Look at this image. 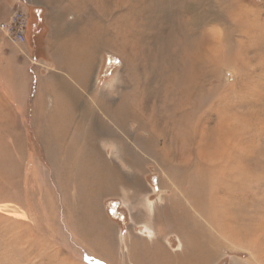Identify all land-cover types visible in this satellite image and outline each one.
I'll use <instances>...</instances> for the list:
<instances>
[{
	"label": "rangeland",
	"instance_id": "374dc122",
	"mask_svg": "<svg viewBox=\"0 0 264 264\" xmlns=\"http://www.w3.org/2000/svg\"><path fill=\"white\" fill-rule=\"evenodd\" d=\"M104 1L108 5L105 19L101 17ZM99 2L0 0V23H12L15 13L27 20L24 43L0 31V103H7L3 119L14 128L7 139L0 138L8 140L14 150L12 160L3 168L8 169L7 176L11 173L6 187L16 195L13 201L0 199V264H107L92 260L73 238L68 196L59 186L51 162L53 155L64 158L68 151L48 156L52 145L44 144L35 123L34 111L38 110L40 117L42 103L48 107L71 103L83 121L96 126L98 151L122 171L124 181L118 191L98 202L100 218L113 229L117 247L110 264H133L126 255L129 231L150 243L155 241L142 233L149 211H155L160 197L195 179L206 198L198 196L191 217L201 232L218 241L209 242L213 258L207 264H264V245L250 241L247 250L245 242L230 232L224 194L228 186L223 185L231 174L243 179L250 170L264 187V0ZM134 3L141 13L130 16L129 38L118 24L114 31L112 26L105 36L101 34V23L111 17H126ZM37 13L42 20L30 30L29 19L36 20ZM89 24L96 26L92 44L79 41L80 27L85 30ZM249 26L257 31L251 33ZM246 29L249 36L241 34ZM70 34L75 35L74 48L62 62L52 44L57 35ZM250 41L256 42L257 48L253 44L251 55L247 52L244 59L240 57L242 62H235V51ZM80 46L89 47L93 55L83 57L86 51L77 50ZM248 58L251 64L244 71L242 64ZM127 105L131 110L119 113L115 109ZM112 122L116 132L109 129ZM171 123L181 132L170 130ZM69 138L63 139L61 149L62 144L68 148ZM132 181L145 186L148 193L131 196ZM210 195L215 196V202ZM216 208L221 214L214 226L234 241L211 225ZM166 240L170 251H179L177 234L170 233L161 242L166 244Z\"/></svg>",
	"mask_w": 264,
	"mask_h": 264
},
{
	"label": "bare ground",
	"instance_id": "6f19581e",
	"mask_svg": "<svg viewBox=\"0 0 264 264\" xmlns=\"http://www.w3.org/2000/svg\"><path fill=\"white\" fill-rule=\"evenodd\" d=\"M81 2L82 1H80V3ZM94 2L100 3L99 0H94ZM107 6H108L107 1H104L101 9L103 11V14L101 16L102 18L106 17V12L108 11ZM139 13H141V9H138L137 3H134L132 5V9L125 14L126 17L123 18L111 17L110 21H108L107 23L105 22L101 23V21L103 20L100 17L99 22L101 23L100 26L101 34L105 36L107 32L110 31L109 28L112 26L114 31L115 30L114 25L118 24L119 30L123 29V31L125 32V37L129 38L131 32L127 30V27L131 26L130 16L134 18ZM88 27L89 28H85V30H82V28L80 27L79 35L81 37L79 41L81 40L82 42L85 40L87 44H92V42H94L92 38L93 29L96 26H93V24L92 25L89 24ZM247 29L251 31V33L257 31V29L253 28L252 26H249V28ZM247 29L243 30L241 34H245V36L246 35L249 36ZM74 36L75 35L73 34L72 35L70 34V36H66V37L65 35L63 37L57 35L55 40L53 41L52 49L57 55L61 57L62 62L63 61L66 62L67 59L70 58L69 54H71L74 48L71 45ZM256 42H261V41L257 39ZM256 42L254 43V41H250L247 42L246 44L242 43L241 48L238 49V51H235V54L232 56L235 62L237 61L238 63V60L242 62L244 59V55L247 52L251 55L249 50L252 49L253 44L255 48H257L258 45ZM187 46L189 48L191 44H188ZM83 47L84 46L77 47V50L80 51L85 50L86 52L82 53L84 55L83 57L89 58L88 57L89 55L91 57L93 54H91L90 48L88 47L83 49ZM164 49L167 50L166 43H164ZM191 49L192 46L189 48V50ZM255 53H256L255 56L260 55L257 54L258 52ZM240 57H243V59H240ZM194 58L195 56L191 58L192 60L191 62H193ZM249 61L250 60L248 58V62L246 61L247 63L242 64V68L244 71H246L245 67L246 69L248 68L249 63L251 62ZM234 64L235 63L232 62V66ZM250 80L251 81H249L248 84L252 82V78ZM43 104L44 103H42L39 106L40 109L42 110L40 112L42 115L39 117L38 110L34 111V114L36 120L35 123L39 130L40 138L42 139L44 144L46 143L54 146V149H52V146H48V150H49L48 156L53 153L60 154V151L62 150L68 151V153L65 155L64 158L57 157V159H55V155H53V159L51 158V162H53L58 178L60 180L59 186H61V188H63L64 191H66V196H68L69 227L70 229L73 230L74 233L73 238L80 245L82 251L90 255L92 260L94 259V261H96L98 259L97 261L99 262H101L100 260H102L105 263L110 264V262H112V260L114 259L113 258L114 254L117 252V247L114 240L113 229L100 218V210H99L98 202L102 197L106 195L114 194L115 192L118 191L119 187L124 181L123 177L120 174L121 170H119V168L116 167L114 164H111L109 161H107L104 158V156L98 151L96 146V142L98 140V135H97L98 131L96 132V126H93L94 124L91 125L90 121L87 120L83 121L80 118L81 115L79 116L80 112L79 113L78 112L76 113V111L74 112V108L72 107L71 103H52L49 107L43 106ZM6 105L7 103H0V109H1L0 137L4 136L7 139V137L10 136L9 133L12 130H14V128L12 125L11 126L9 125L8 121L3 119L4 118L3 112H5ZM46 107H48L47 112L45 111ZM55 108L58 110H55ZM115 109L117 111L119 110V113L126 112V110H131L130 105L123 107L121 110L118 108V106ZM116 110H115V114H116ZM7 112L8 111H6V113ZM56 116H57V121L54 122V120H56ZM99 118L101 117L99 116ZM102 122L106 123L107 125L109 124V122L107 120L105 121L104 119H102ZM150 122H152L153 125L157 124L154 119H151ZM109 129L112 132H116L115 123L113 122L110 123ZM169 129L175 130L177 132H181L178 125L176 124L174 125L173 123L169 125ZM69 131H72V134H70ZM4 137L0 138V199L4 200V198H6L13 201L16 198V195L14 192L9 191L6 187L8 176H10L11 173L8 174L7 176V174L5 173L8 169L5 170L3 167L5 164H8L12 160L11 156H13L14 150L9 145L8 140H6L5 142ZM66 137H70L66 145L68 148L64 149V145L62 144L63 149H61V143L63 142V139ZM56 141H57V145L55 143ZM69 141L71 144L69 143ZM51 149L53 150L52 153H51ZM63 151L61 154H65V152ZM248 168L250 169L249 166ZM14 172L19 173L18 170H14ZM227 173L228 172H226V174ZM137 181L139 180L137 179ZM161 184L165 186V183L163 181H161ZM16 185H17V181L16 183L12 184V191L14 190V188H16ZM223 185L228 186L227 187L228 191L225 192L224 194H225V210L230 222L228 225L230 232L236 239L245 242L243 247L247 250H248L247 247L248 242L250 241H254L255 243L258 242L261 246H263L264 245L263 185L259 182V179L255 176V174H253L250 170L245 171V175L243 179L237 175L231 174L228 182ZM175 186L177 185L175 184ZM130 190H131L130 195L134 197L135 195L148 193V190L145 186L144 188H142L141 185H139V183L136 184L133 181L131 182ZM70 192H72V195L69 196ZM211 192H213L216 195V192L214 190ZM33 193L34 192H31V194ZM198 196L200 198H206V195L204 194L203 190L200 191V188L195 179L189 185L187 184L180 185L179 187H176V189L171 190L168 196L160 197L159 198L160 204L156 207L155 211H151V210L149 211L150 215L147 216V218L142 223L143 225L142 233L147 234V236L148 237L150 236V238L153 237L155 241L150 243L146 238L141 236V234L136 235L135 233H131L132 230H130L129 234L127 235L128 244H126L128 250V253L126 254L127 258L133 264H207L209 263L213 258V252H212L213 249L208 248L209 242L211 241L217 244L218 241L216 239H212L204 231L201 232V228L196 224L194 217H191L192 211L197 210L196 207L198 202ZM183 198L186 199V202L181 201L183 200ZM210 198L215 202L216 198L214 195H210ZM147 200L148 199L146 198V201ZM153 205L154 204H151V206ZM149 206H150L149 204H146L145 208L149 209ZM220 214L221 211L216 208L214 212V216L210 218L211 225L219 232L221 236H223L228 240L234 241L231 238L224 236L223 233L217 227L214 226L215 218ZM192 219L194 222L192 221ZM135 222L137 223L139 221H135ZM196 229L200 232L201 235L197 233ZM170 233H175L178 236L179 239L178 252L170 251L171 249L169 247L170 244L168 243V240H166V244H163L161 242V239H163L164 236H167ZM121 241H123V239H121ZM40 248L38 249L40 250ZM9 250L11 251L10 248L8 249V251ZM254 254L258 256V254L256 253ZM22 255L24 256L23 253ZM250 256L253 259V255L251 253ZM22 259L23 257L21 258V260ZM252 259H250V261ZM232 264H234V262H232Z\"/></svg>",
	"mask_w": 264,
	"mask_h": 264
},
{
	"label": "built area",
	"instance_id": "2783aa9c",
	"mask_svg": "<svg viewBox=\"0 0 264 264\" xmlns=\"http://www.w3.org/2000/svg\"><path fill=\"white\" fill-rule=\"evenodd\" d=\"M27 28V20L21 14H14L13 22L3 21L0 23V31L7 37L12 36L16 42L24 43L25 32Z\"/></svg>",
	"mask_w": 264,
	"mask_h": 264
},
{
	"label": "trees",
	"instance_id": "16d2710c",
	"mask_svg": "<svg viewBox=\"0 0 264 264\" xmlns=\"http://www.w3.org/2000/svg\"><path fill=\"white\" fill-rule=\"evenodd\" d=\"M40 13H37V18H36V20H34V18H32V20L31 19H29V25H32V28L30 29V27H29V29L30 30H33V27H34V25L35 24H37L38 22L40 23L41 22V20H42V17H41V15H39ZM33 20H34V22H33ZM30 34H32V33H30ZM30 38V37H29Z\"/></svg>",
	"mask_w": 264,
	"mask_h": 264
},
{
	"label": "crops",
	"instance_id": "0c3cea01",
	"mask_svg": "<svg viewBox=\"0 0 264 264\" xmlns=\"http://www.w3.org/2000/svg\"><path fill=\"white\" fill-rule=\"evenodd\" d=\"M79 77H80V78H79L78 80H79V82H81L80 79H82V77H81V76H79ZM48 92H49V90H48Z\"/></svg>",
	"mask_w": 264,
	"mask_h": 264
}]
</instances>
